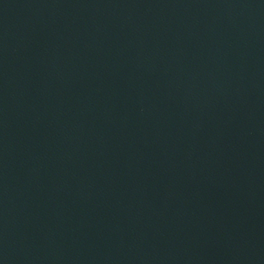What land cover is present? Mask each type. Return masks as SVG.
<instances>
[{
  "label": "water",
  "instance_id": "obj_1",
  "mask_svg": "<svg viewBox=\"0 0 264 264\" xmlns=\"http://www.w3.org/2000/svg\"><path fill=\"white\" fill-rule=\"evenodd\" d=\"M0 264H264V0H0Z\"/></svg>",
  "mask_w": 264,
  "mask_h": 264
}]
</instances>
